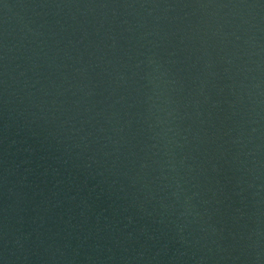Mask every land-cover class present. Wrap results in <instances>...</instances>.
<instances>
[{
  "label": "water",
  "instance_id": "water-1",
  "mask_svg": "<svg viewBox=\"0 0 264 264\" xmlns=\"http://www.w3.org/2000/svg\"><path fill=\"white\" fill-rule=\"evenodd\" d=\"M0 264H264V0H0Z\"/></svg>",
  "mask_w": 264,
  "mask_h": 264
}]
</instances>
